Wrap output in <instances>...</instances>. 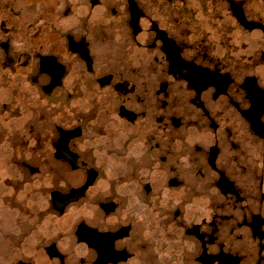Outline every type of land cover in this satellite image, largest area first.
Segmentation results:
<instances>
[{"label":"flooded vegetation","instance_id":"1","mask_svg":"<svg viewBox=\"0 0 264 264\" xmlns=\"http://www.w3.org/2000/svg\"><path fill=\"white\" fill-rule=\"evenodd\" d=\"M207 1L225 26L231 15L233 26L264 32V0L254 2L259 11L251 0ZM182 3L38 0L22 16L18 1L0 0V264H171L163 239L155 247L142 228L153 188L139 171L153 163L175 200L161 207L155 191L159 236L192 242L177 251L182 264H264V167L254 156L264 158V84L248 70L232 85L228 59ZM95 5L123 14L93 20ZM161 11L169 23L156 20ZM255 61L264 69V46ZM80 84L116 91L111 115L119 120L149 116L140 151L127 139L109 151L94 141L97 103L91 95L81 104ZM133 94L135 104L125 102ZM54 104L58 117H34L37 106ZM219 116L230 118L224 128ZM196 197L202 213L183 219ZM71 205L77 214L51 234V216Z\"/></svg>","mask_w":264,"mask_h":264},{"label":"rangeland","instance_id":"2","mask_svg":"<svg viewBox=\"0 0 264 264\" xmlns=\"http://www.w3.org/2000/svg\"><path fill=\"white\" fill-rule=\"evenodd\" d=\"M15 1H18L19 6H21V8L23 9L20 10V13L23 14L22 16H30L34 10L32 4L34 1L38 0ZM47 2L53 4L55 0H47ZM183 2L184 3L182 4L190 5L192 7L188 15V21L196 24L199 32H205L206 38L209 45L212 47L213 52H218L217 54L221 55L222 59H226V61L228 59V64H231V84L234 85V82L237 81L238 78H240L242 73L248 70H250V72H252L257 77L259 83L264 84V69L260 66V63L258 61H255V54L264 46V32L256 27L238 28L237 26H233V23L235 22L231 15H227L226 24L228 26H225L223 19H220L221 15L223 17L221 11H213L209 13V9L205 10L203 8V6H205L206 8L213 7V5L211 6V3L207 0H183ZM254 2L255 0H251L250 7H253V10L255 11H259L260 7ZM29 5L31 6L28 7ZM93 9L95 12H92L93 15L95 13V16H90V18L93 20L103 21L107 20L108 18L117 19L120 18L123 14V10L121 8L115 15H112L110 11L106 12L101 5H95ZM154 16L160 24H167L170 22L169 15L163 11H161V13H155ZM256 16L257 15H255V18ZM234 59H237V62H239V64L232 67L235 64ZM98 62L100 61H97V63ZM76 78L79 77H77V75L75 76V74L74 77H67V85L72 84V82L75 81ZM80 86H82V97L80 99L81 104L85 106L87 98L91 95L95 98L97 103L95 106L97 108L93 110L94 116L91 121L94 128H96L97 130L99 129V135L95 136L94 141L96 143H99L101 146H106V149L109 151L112 150L113 147L114 149L125 148L126 146L122 142L123 140L127 139L130 140L128 144H130L132 150L140 151L143 147L142 140L144 139V135L148 133L150 129H152L151 122L149 121V116L146 114H139L132 121L119 120L118 118L111 115L112 106L110 103H112L113 98L117 97L116 91L110 89L108 85H103L100 87V89L85 87L84 84H80ZM133 96L134 94L130 98H125V102H127L128 104H135L132 98ZM39 107L40 106H37L35 110V118L39 119L41 117H58V113H56V111L59 112L58 105L54 104L50 109H40ZM220 120L225 122L224 125H220V128H224L226 126V123L230 122V118L224 116H219L217 118V121ZM36 128H39L38 124H36ZM240 132L241 131H238V134H240ZM246 148L248 151L253 152V154L255 153L253 146H251L250 144L247 143ZM96 154L98 155L99 159L104 157V155H102L101 153L98 154L96 152ZM112 156L113 154L111 152L105 155V157L110 158ZM254 156L258 158L259 164L264 167V158H260L257 153H255ZM121 157L124 158L126 156L122 155ZM52 163L54 164L55 160H52ZM139 178H143V180L148 178L153 188V191L149 198L150 200L145 207V215L147 217L146 221H143L142 223V228L147 235L151 236L154 239L155 247L159 246L160 241L163 239L165 248L162 250V256L164 258V261L167 260L169 254H174L175 259L172 260L171 264H182L181 256L178 252L182 251V249H192V242L188 241L182 236H178V234L174 235V238H167L168 241L164 238V236H162V238L159 236L160 234L157 229L158 225L156 222L158 217V206L152 201V199L156 197V193H161L162 199L161 201H159V205L161 207H166L168 203L174 200V190L168 189L163 184L166 178V174L163 172V170L158 169L155 163H153L151 166H142L139 171ZM125 183L127 184L128 189L129 187L130 189L134 188V180H128L125 181ZM262 187V190L264 191V178ZM168 194L172 196L169 197ZM173 202H175V200ZM193 204L194 205H185L184 211L182 213L183 219L189 220L195 213H202V198H197ZM65 212L66 213L60 217H56L54 215L51 216V234H54L61 230L62 225L63 228H65L64 226L69 224L74 215L77 214L78 207L76 205H71L66 209ZM150 221H153L151 226L149 225ZM169 227H171L170 223L167 226H162V231L165 232L167 228L169 229ZM171 241H176L178 243L177 250L171 248V246L169 245Z\"/></svg>","mask_w":264,"mask_h":264}]
</instances>
